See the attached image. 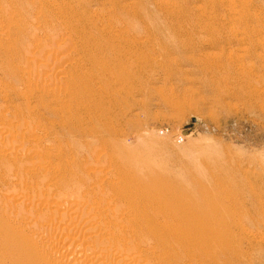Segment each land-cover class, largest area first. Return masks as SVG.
<instances>
[{
	"label": "rangeland",
	"instance_id": "1",
	"mask_svg": "<svg viewBox=\"0 0 264 264\" xmlns=\"http://www.w3.org/2000/svg\"><path fill=\"white\" fill-rule=\"evenodd\" d=\"M209 1L210 6L207 0H124L123 5L130 6L127 18L102 0L90 6L95 10L94 16H98L97 22L120 27L129 21L136 26L135 35L148 46V51L143 45L138 46L140 59L150 57V64L144 67L147 72L128 94L117 95L114 91L105 98L97 93V85L93 87L102 110L98 115L58 105L52 96L37 93L24 69L20 78L14 70L8 75L0 70V98L2 93L6 95L0 100V108L6 110H0V125L5 129L13 123V131L0 128V264H9L11 256L5 247L9 238L1 225L7 214L2 207L7 208L9 201L23 199L21 196L37 197L41 191L44 198L57 197L60 192L64 195L65 191L54 183L61 179L93 183L94 172L102 169L110 178L120 170L151 178L176 176L191 191L187 192L193 201L206 196L224 213L227 223L220 227L222 237L213 240L212 251L196 257L183 252L172 263L264 264V0ZM27 6V0H0V20L7 25L0 30L7 33V37L0 33V66H22L15 57V62L11 61L10 55L16 51L11 42L23 33L24 43L31 44L29 49L35 36L39 38L38 51L42 48L49 53L57 48L53 54L57 53L58 57H54L58 60L53 61L54 68L49 63L50 67L59 73L61 68L67 73L80 72L72 61L81 56H71L67 61L72 64L59 61L64 54L73 53L75 45L66 46L67 50L61 41L45 44L50 34L43 19L25 14L23 9L29 10ZM198 14L228 16L233 21L204 32L193 27L197 20L191 22L192 26L184 20L186 15ZM13 15L19 18L14 16V20ZM33 22L39 26L32 27ZM139 23L146 24L147 29L140 30ZM29 49L23 52L26 54ZM137 71H141L140 66ZM40 99L49 102L50 108L42 106ZM22 131L28 134L23 135ZM17 134L21 138L17 136L16 141L21 140L27 145L25 148L17 142L10 146L7 141ZM177 134L182 136L181 142L177 141ZM29 148L43 151L20 159ZM31 165L36 166L32 169ZM38 166L50 176L42 182L44 185L39 179L46 175L40 176ZM51 173L56 177L52 184ZM191 179L195 180L194 185Z\"/></svg>",
	"mask_w": 264,
	"mask_h": 264
},
{
	"label": "bare ground",
	"instance_id": "2",
	"mask_svg": "<svg viewBox=\"0 0 264 264\" xmlns=\"http://www.w3.org/2000/svg\"><path fill=\"white\" fill-rule=\"evenodd\" d=\"M98 1L27 0L29 10L23 9L25 14H33L35 18L40 16L43 19H41L44 22L43 25L50 34L44 40L45 44H55V41H61L65 43L62 47L67 48V50L69 46L75 45L76 48L73 53L65 52L66 54L59 61L61 64L62 61L68 64L74 63L80 72H75L74 69L73 73H67L63 72L61 68L59 73L57 68L53 69L55 64L53 61L56 59L54 56L57 55V53L53 54L57 51L56 44L53 45L55 49L53 52L51 50L52 53L49 50L47 51L49 53L43 52L41 51L42 48L40 52L36 49L39 38L35 36L31 38L34 45L29 49L31 44L24 43L23 38L26 36L23 33H20L18 38H14V42H11L16 45V51L14 56L10 55L11 61L15 62V57L20 60L22 66L16 63L15 68V65L9 67L6 64H1V72L8 75L14 70V75L20 78L19 74L24 69L26 73L28 72L30 84L33 83L36 87L33 90L37 93L41 92V94L52 96L58 105L73 106L74 109H83L94 115H98V111H102L101 105L95 98L98 96V92L99 96L104 95L105 98L114 91L117 95L131 92L141 80L140 76L143 72H147V68L144 67L150 64V57L147 54L144 59H140L139 54L142 55V53L138 52L137 48L141 44L143 45L142 48L148 51V46L139 41L137 37L139 35H135L138 28L130 25L129 21L122 22L120 27L111 26L109 22L105 24L101 21L97 22L95 18L98 16H94L95 10H92L90 6L98 4ZM122 1L124 0H102V3L111 5L115 8L116 13L127 18L130 15L128 12L130 6H124ZM207 2L210 6L211 1L207 0ZM17 17L15 16V18ZM184 20L190 25L193 20H197V23H193L196 24L193 27L207 32L216 27L223 28V26L229 25L233 18L198 14L192 17L186 15ZM119 22L121 21L119 20ZM33 24L35 27L39 26L37 22H33L32 27ZM4 25H6L4 21L1 22L0 20V30L3 29ZM239 26L241 27L242 23H239ZM139 27L140 30L145 31L147 29L144 23H139ZM0 33H4L7 37L6 31H0ZM45 47L46 45L43 49ZM62 47L59 49H63ZM25 48L29 49L25 50L26 54L23 52ZM73 55L81 57L77 58L76 61L73 60L72 63L68 62L67 60H70ZM137 58L139 60L135 63ZM49 63L54 64L52 66ZM77 63L79 64L77 65ZM44 66L45 68H42ZM138 66H140L141 71H137ZM95 85L98 86L96 87L97 93L93 88ZM5 97L6 95L2 93L0 100ZM40 103L45 108H50L49 102L40 99ZM0 110L4 112L5 109L0 108ZM11 124L13 125V123ZM12 125L6 126L5 129L0 125V128L4 132L9 129L10 132L13 131ZM23 132L27 133L26 131ZM32 134L30 133V135ZM17 136L18 134L13 135L11 139L7 140L10 141V146L17 142V145L25 148L24 146L27 145H23L21 140L20 142L16 141V139L21 138ZM41 151L43 150H30L29 148L28 152L22 153L20 159L25 158L26 154L29 156L39 155ZM8 154L7 152L6 155ZM20 165L23 167V163ZM35 166L31 165L30 167L34 169ZM43 166L45 165L43 164ZM55 166L51 170H54ZM84 167L86 166L84 165ZM38 168L40 169L39 166ZM44 168L46 169V167ZM41 169L38 170L40 176L44 175V169ZM55 170L59 171L60 169ZM102 171L103 169L93 171L96 180H92L93 183L88 181V183L91 182L89 184L84 180L68 181L66 179H61L57 184L54 183L56 177L53 176V172L51 173L53 182L50 179L51 183H49L56 184L57 188L65 191L66 194L61 195L60 192V197L58 194L57 197L48 195L44 198L41 197L44 194L41 191L37 197L33 194L36 198L33 195L30 198L29 196L28 198L21 196L24 200L18 199L20 198L18 195V198L15 196L18 199L16 202L14 201L15 203L9 201L6 204L7 208L2 207L3 210L6 209L4 213H7L6 218L1 221V225L6 229L9 238V244L5 247L11 254L9 260L11 264H175L176 262H172L176 261L180 253L183 252H190L194 257L197 255L204 256L213 250L215 237H222L219 233L220 227L227 223L226 219H223L224 213L219 211L214 202L212 204V201L206 196L202 195L198 201H193L187 192L190 190L179 179H175L176 176L173 179L168 177L151 178L152 176L120 170V172H115L111 178L108 174L107 177L109 178H107ZM45 175L46 178L39 179L41 183L46 182L45 179L50 177ZM65 175L67 176V174ZM57 176L59 175L57 174ZM21 178H19V182ZM43 179L44 181H42ZM190 181L194 185L195 180L191 179ZM217 214L221 215L216 218ZM172 257L175 259L173 260Z\"/></svg>",
	"mask_w": 264,
	"mask_h": 264
},
{
	"label": "built area",
	"instance_id": "3",
	"mask_svg": "<svg viewBox=\"0 0 264 264\" xmlns=\"http://www.w3.org/2000/svg\"><path fill=\"white\" fill-rule=\"evenodd\" d=\"M163 129H160L159 131L162 132ZM176 139L178 142H181L182 141V136L180 134H177L176 135Z\"/></svg>",
	"mask_w": 264,
	"mask_h": 264
}]
</instances>
